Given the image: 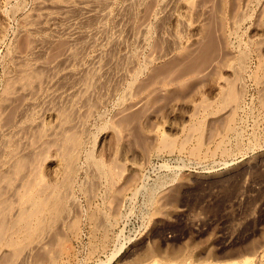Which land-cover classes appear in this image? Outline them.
Segmentation results:
<instances>
[{
	"label": "rangeland",
	"instance_id": "1",
	"mask_svg": "<svg viewBox=\"0 0 264 264\" xmlns=\"http://www.w3.org/2000/svg\"><path fill=\"white\" fill-rule=\"evenodd\" d=\"M263 3L174 2L175 18L154 23L147 47H135L139 76L105 102L92 101L93 114L81 116L86 134L69 132L67 149L87 143L79 155H61V138L43 137L0 170V264H264ZM154 4L146 2L138 22ZM34 8L35 0H0V129L20 108L21 96L8 98L6 88L15 56L34 41L24 27ZM62 43L51 44L46 60ZM232 49L245 55L242 88ZM128 91L131 100L120 105ZM40 124L36 135L56 126L57 115ZM4 140L20 146L12 135ZM30 166L44 202L49 191L60 196L46 217L38 207L15 214L7 195L25 193L17 179Z\"/></svg>",
	"mask_w": 264,
	"mask_h": 264
},
{
	"label": "bare ground",
	"instance_id": "2",
	"mask_svg": "<svg viewBox=\"0 0 264 264\" xmlns=\"http://www.w3.org/2000/svg\"><path fill=\"white\" fill-rule=\"evenodd\" d=\"M147 1L35 0V8L24 21L25 30L34 41L23 53L15 56L16 74L6 88L8 98L21 96L22 100L14 123L0 129V170H6L18 157L36 151L43 137H60L62 155L70 140L69 132L86 134L85 121L81 116L85 111L93 114L92 101L96 105L105 102L119 89L127 88L131 79L139 76V69H135L133 64L135 47H147L148 35L154 23L175 18L172 7L178 0H155L146 17L138 22ZM261 6L263 8L264 3ZM238 21L234 22V27ZM57 40H63L62 50L48 61L46 56L51 44ZM171 40L175 42L176 37L173 36ZM173 51L174 48L161 53L158 58H166ZM233 51L240 54L233 69L242 88L241 76L246 71L245 55L241 50ZM152 62V59L147 60L148 64ZM216 64L217 61L212 66L215 68ZM260 83L264 85V81ZM128 100H131L129 91L124 93L119 104ZM240 102L241 96L230 106V111L239 109ZM139 104L135 102L132 107L136 108ZM52 112L57 115L56 126L44 128L36 135L34 130L41 125L43 117ZM7 135L14 136L20 144L18 149H11L9 141L4 140ZM84 143L87 144L86 141ZM83 144L67 149L70 156L79 155ZM5 154L10 155L5 157ZM95 166L98 181H102L105 171L99 163ZM32 171L33 167L30 166L17 179V184H23L25 188L23 195L19 196L15 189L10 191L11 194H7L8 191L6 194L15 200V214H20L23 208L38 207L46 217L60 196L55 190L49 191L50 197L44 202L46 192L36 188ZM64 196V201L66 199L68 203H73L70 189L65 190ZM25 226L28 228L29 224ZM38 237L36 235V239ZM4 248V243H1L0 252ZM150 264L158 263L152 260Z\"/></svg>",
	"mask_w": 264,
	"mask_h": 264
}]
</instances>
